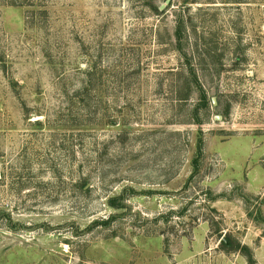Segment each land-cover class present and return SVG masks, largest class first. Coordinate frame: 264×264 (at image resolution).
<instances>
[{
  "label": "rangeland",
  "instance_id": "obj_1",
  "mask_svg": "<svg viewBox=\"0 0 264 264\" xmlns=\"http://www.w3.org/2000/svg\"><path fill=\"white\" fill-rule=\"evenodd\" d=\"M0 264H264V0H0Z\"/></svg>",
  "mask_w": 264,
  "mask_h": 264
},
{
  "label": "trees",
  "instance_id": "obj_2",
  "mask_svg": "<svg viewBox=\"0 0 264 264\" xmlns=\"http://www.w3.org/2000/svg\"><path fill=\"white\" fill-rule=\"evenodd\" d=\"M180 33V30H178V34ZM194 77L196 78V76L194 75ZM202 99H203V101H204V103L205 104H207V95H206V93H205V91L202 89ZM194 162H195V164H194V166H196V168H197V166H198V159H195L194 160Z\"/></svg>",
  "mask_w": 264,
  "mask_h": 264
},
{
  "label": "water",
  "instance_id": "obj_3",
  "mask_svg": "<svg viewBox=\"0 0 264 264\" xmlns=\"http://www.w3.org/2000/svg\"><path fill=\"white\" fill-rule=\"evenodd\" d=\"M215 100V99H214ZM227 240L226 239H223V242H226Z\"/></svg>",
  "mask_w": 264,
  "mask_h": 264
}]
</instances>
